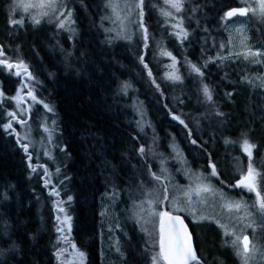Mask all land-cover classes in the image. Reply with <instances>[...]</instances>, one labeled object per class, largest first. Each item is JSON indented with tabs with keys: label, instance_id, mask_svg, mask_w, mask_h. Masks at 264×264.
I'll list each match as a JSON object with an SVG mask.
<instances>
[{
	"label": "trees",
	"instance_id": "16d2710c",
	"mask_svg": "<svg viewBox=\"0 0 264 264\" xmlns=\"http://www.w3.org/2000/svg\"><path fill=\"white\" fill-rule=\"evenodd\" d=\"M186 1L198 14L189 27L183 18L176 34L155 11L162 0L152 5L139 0L140 26L137 20L133 37L125 39L112 35L108 0H70L72 33L42 19L10 23L11 0H0V84L7 100L0 103V264H65L69 244L59 232L60 201H68L70 243L84 253L86 264H152L154 247L146 235L143 249L136 245L133 257L122 245L121 254L108 247L104 197L113 194L115 199L122 193L133 198L136 188L140 199L143 187L148 188L138 177L147 172L157 143L163 156L170 155V143L182 148L192 165L186 144L191 140L205 151L202 165L208 159L220 172L221 161L235 160L238 171L252 168L255 193L235 189L233 179L221 172L215 174L220 185L211 183L231 187L239 203L254 215L255 210L262 213L257 212V237L259 264H264V16L235 24L238 16L227 20L225 12L240 6L236 0H181L183 7ZM168 61L171 68L178 66L186 85L165 76ZM16 70L21 76L29 74L39 99L32 105L29 124L54 126L52 151L57 148L60 155L61 149L64 155L59 164L55 156L40 164L30 145L21 149L22 126L16 125V135L6 129L7 111L14 108L8 98L19 84ZM190 70L198 75L189 76ZM179 88L189 95L174 97L173 90ZM172 115L190 125L191 134ZM246 143L253 151L250 160L241 153ZM41 167L47 173L61 168L64 182L56 191L43 186ZM191 234L194 264H241L231 238L217 222L191 224Z\"/></svg>",
	"mask_w": 264,
	"mask_h": 264
},
{
	"label": "rangeland",
	"instance_id": "374dc122",
	"mask_svg": "<svg viewBox=\"0 0 264 264\" xmlns=\"http://www.w3.org/2000/svg\"><path fill=\"white\" fill-rule=\"evenodd\" d=\"M149 4H155L156 0H148ZM163 3L155 9L163 19L166 26L169 27L176 34L180 31V23L184 18L185 24L189 27L190 21L198 14L197 8H193L190 5L189 1L185 2V6L181 0H162ZM239 3V7L244 8L247 11V18H238L236 23L234 20H231L232 23L238 24L243 20L249 22L250 20L258 21L264 16V0H236ZM11 15L10 23L16 24L15 21H24L25 18H29L32 22L36 23L39 19H42V22L49 23L53 22L60 30L71 31L73 26V17L67 9L70 0H11ZM173 3L179 4V10L176 7H173ZM44 6L41 7L40 5ZM28 5H32L28 7ZM215 8H217V1L214 2ZM183 7V8H182ZM107 8L109 9L108 16L111 17V31L112 35L119 36L121 38L130 39L133 37V29L136 25L139 27V19H137L139 9V0H108ZM228 10V9H227ZM227 10L225 12L226 19L229 20L230 17L227 16ZM185 14V16H184ZM26 15V16H23ZM190 16V17H189ZM228 17V18H227ZM249 20V21H248ZM263 20V19H262ZM239 21V22H238ZM238 22V23H237ZM21 24V23H20ZM182 24V23H181ZM72 33V31H71ZM172 35H175L172 33ZM70 36V34H69ZM217 55V51L214 56ZM171 58L169 55L163 56V58ZM173 59V58H172ZM174 62V60H172ZM173 64V63H172ZM168 72H165V76L168 78L174 79V82L177 84L186 85L183 82L184 78L181 77L182 73L178 72V66H170L169 61L166 65ZM12 74L15 75L14 71ZM22 75V74H21ZM16 76L18 78L19 84L16 91V94L8 98L9 104H13V109H8L7 111V125L11 124V128H6L7 131L16 134V125L22 126L24 142L21 141V149L24 150V145L28 147L30 145L34 157L39 159V163L43 164V161L54 159L59 164L60 159H62L63 151L60 149L59 154L53 149V141L51 139V133L55 134L54 126L47 125L45 122L37 121L36 124H29V118L26 117L25 112V103L28 106V113L33 112L34 109L32 105L38 102V98L34 95L33 89L30 87L31 78L29 74L23 76ZM196 76L198 73L195 70L189 71V76ZM29 78V79H28ZM28 86V87H27ZM190 88V87H189ZM28 91H31L32 94L30 97H27ZM174 97L180 98L183 96L189 95V90L186 91L184 88L174 89ZM191 94V88H190ZM4 93L2 91V86L0 84V103L4 104L6 102ZM198 103V101H193ZM196 106V105H193ZM192 106V107H193ZM137 113V112H136ZM11 114V115H10ZM18 114V115H17ZM204 114L207 113L204 111ZM17 118V119H16ZM171 118L177 122L182 121L181 127L188 133L191 134L189 126L184 120H180L176 115H172ZM14 121V122H13ZM13 124V125H12ZM29 124V125H28ZM28 125V126H27ZM27 126V127H26ZM55 139V137H54ZM53 139V140H54ZM158 142V141H157ZM191 144H194V141H189ZM189 142H186L188 148H192ZM160 143V142H159ZM156 146V145H155ZM182 148H176L175 145L169 144L170 155L163 156L162 145L157 143L156 153H153V156L148 159L149 164L147 167L146 173H140L138 179H141V182L148 189L143 187V193L140 196V200L137 203V217L133 215V206L136 204L133 198H136L139 192L136 190L131 192V198L127 194H121V206H118L119 198H113V194L109 197H104V208L102 210V216L105 222V234L108 239V247H114L117 250L118 254H121L120 245L122 251L125 253L131 252V256H135L138 252L136 245L141 247L142 239L146 237L149 239L150 245H152V264H164L162 257L159 251V240H158V218L163 210L162 208L168 209V211L183 212L188 216L194 211L203 212V213H212L213 215H207L205 220H210L217 222V226L232 240V246L235 248L238 258L241 261V264H259L262 262L261 252L259 251V237H257L258 232V219L257 215L259 212L260 216L262 213L259 210L255 215L247 209L242 203H239L241 200L231 196L229 193L227 195L220 193V190H217V182H213V173L208 166L211 167L213 164L208 159H205V164L200 163L201 154L198 150L193 149V157H195L194 164L191 166L192 170L187 165V161L182 152ZM232 149L228 151L231 153ZM241 153L249 160L252 158V148L251 155L245 150V145L241 148ZM57 154V155H56ZM30 161V160H29ZM213 171L217 170V164H213ZM237 163L235 160L231 161H221L219 163V170L228 179H234L237 174H239ZM42 166V165H41ZM60 166V165H59ZM250 166H245L243 170L242 178L244 179L249 174ZM252 169V168H251ZM42 178L46 180L43 186L51 188L50 190L56 191L60 184L64 182V175L61 171V168L58 167L54 170L53 173H47L45 168L41 167L39 169ZM47 174H46V173ZM157 176V177H155ZM208 176L209 180L206 181L205 178ZM156 178L155 185L156 189L153 191V186H149V181L151 178ZM53 178L56 179V184H53ZM167 184H174V189H169L167 196L162 195L165 192V188L158 187L157 184L162 186L164 181ZM240 179V180H241ZM255 178L252 177L253 189L247 188L245 186L242 189L246 192L251 191L255 193ZM244 185V184H243ZM242 186V185H241ZM141 187L138 183V189ZM216 189L215 196L212 194V189ZM133 190V188H132ZM168 192V190H166ZM173 191L177 197L183 195L184 193L189 198V201L178 202L173 196ZM245 193V192H244ZM242 193V194H244ZM53 195H57L56 192H53ZM60 198H58L59 200ZM62 200V199H61ZM66 202H61L56 206L59 218V232L66 237V241L69 244V247L66 246L65 250H68L67 256L65 258V264H86V257L84 253L77 248L74 243H70L72 237V223L71 218L65 210ZM174 214V213H173ZM247 214L246 218H243L241 215ZM190 217L195 220L194 215ZM134 223L137 225L138 229L135 228ZM63 232V233H62ZM117 235L120 236V244L118 243ZM247 237L248 247L245 251L244 241ZM124 245H123V243ZM112 246V247H111ZM143 249V248H142ZM64 251V249H63ZM140 251V250H139ZM140 255L139 257H142ZM141 264L143 262H140Z\"/></svg>",
	"mask_w": 264,
	"mask_h": 264
},
{
	"label": "flooded vegetation",
	"instance_id": "af4514ba",
	"mask_svg": "<svg viewBox=\"0 0 264 264\" xmlns=\"http://www.w3.org/2000/svg\"><path fill=\"white\" fill-rule=\"evenodd\" d=\"M3 65H6V62H1ZM194 141V140H193ZM190 145H191V147L192 148H188L191 152H192V150L193 149H196V150H198V152H199V154H201V158H200V163L202 162V157H203V155H204V149H201L200 147H199V145L196 143V144H191L190 143ZM197 148H199V149H201V150H199V149H197ZM229 149H231L230 147L228 148V150ZM227 150V151H228ZM193 154V153H192ZM231 154V153H230ZM192 159H193V163H192V165L194 164V161H195V157H193L192 156ZM202 164V163H201ZM217 164V163H216ZM188 165V164H187ZM192 165H188L189 166V168L192 170ZM209 167V169L212 171V173H213V181H217V178L215 177V174L217 175V174H219L220 175V172L218 171V170H216V171H213V168H214V165L213 164H211V167L210 166H208ZM245 169V168H244ZM249 169H251V168H249ZM243 172V170H240L239 171V176L238 177H236V178H234L233 179V181H232V183H233V185H232V187H234L235 189H239V188H242L243 186H245V187H247V188H252L253 189V183H252V178H250V179H248V180H246V177H248L249 176V174L244 178V179H241L242 178V173ZM222 175V174H221ZM223 176V175H222ZM155 177H157V176H155ZM156 178H151L150 179V181H149V186H153V188H152V190L154 191L155 189H156V185H155V180ZM241 179V180H240ZM155 180V181H154ZM205 180L206 181H208L209 180V178H208V176H206V178H205ZM163 181H164V179H163ZM210 182H212V181H210ZM218 183V182H217ZM219 184V183H218ZM217 184V185H218ZM244 184V185H243ZM158 185V187H160V188H165L164 190H165V192L164 193H162V195H164V196H167V194L169 193V189H174V184L172 183V184H167L165 181H164V184L162 185V186H160L159 184H157ZM220 185V184H219ZM242 185V186H241ZM135 189L133 188V191H134ZM166 190H168V192L166 191ZM175 190V189H174ZM217 190H220L219 192L220 193H223V194H225V195H227L228 193L231 195V196H233V197H235V194H233V190L231 189V187H229L228 188V190H226V189H224L223 187H221V186H217ZM216 189H212V194H210V195H214L215 196V193H216V191H217ZM125 191V189H123L122 190V192H124ZM173 193V196H175V200L176 201H178V202H186V201H189V199H195V198H189L185 193L183 194V195H181V196H179V197H177L176 195H175V191H173L172 192ZM122 194V193H121ZM121 199V196H119V200ZM134 199V201L137 203V202H139L138 200H140V199H138V196L136 197V198H133ZM121 206V205H120ZM136 206H137V204H135L134 206H133V210H132V212H133V215L135 216V217H137V210H136ZM160 210H163L162 212H161V214H160V216H159V218H158V236H159V219H160V217H161V215L164 213V212H167V213H174V214H178V215H181L182 217H183V219L185 220V222L187 223V225L189 226V228H190V231H191V224L192 225H195V224H199V223H203V221L205 220V217L207 216V215H213L212 213H203V212H197V211H194L192 214H189V216L186 214V213H183V212H181V211H179V212H175V211H168V209H167V207L166 208H162L161 207V209ZM190 215H194L195 217H196V219L195 220H193L191 217H190ZM158 240H159V237H158ZM195 247V246H194ZM159 251H160V249H159Z\"/></svg>",
	"mask_w": 264,
	"mask_h": 264
},
{
	"label": "water",
	"instance_id": "95a60500",
	"mask_svg": "<svg viewBox=\"0 0 264 264\" xmlns=\"http://www.w3.org/2000/svg\"><path fill=\"white\" fill-rule=\"evenodd\" d=\"M230 11H235L236 14L231 16L230 18H233L235 16H240L242 18L247 16V11L244 8L241 7H232L230 9L227 10V13ZM241 11H243L244 14H240ZM8 67V66H7ZM16 67V66H15ZM11 67H8V69H10ZM16 74L20 75L21 74V70H16ZM28 74H26L27 76ZM32 94L31 91H28L27 93V97H30ZM25 111H26V115L29 118V113H28V106L25 103ZM16 135V134H15ZM24 150H28V146L25 145L24 146ZM167 214V215H163V214ZM160 219H159V249H160V255H161V237L162 235L165 238V245L167 246L169 244V242L171 241L173 244L179 240V243L181 245L184 244H190L192 251L195 253L196 257H197V253L195 251V247H194V241H193V237L190 231L189 226L187 225V223L185 222V220L183 219V217L181 215L178 214H172V213H167L164 212ZM162 227H163V231H162ZM247 238V237H246ZM162 257V255H161ZM162 260L165 264H168V261L165 260L162 257ZM197 261V259L195 261H190L189 264H194Z\"/></svg>",
	"mask_w": 264,
	"mask_h": 264
},
{
	"label": "snow or ice",
	"instance_id": "6c2138e0",
	"mask_svg": "<svg viewBox=\"0 0 264 264\" xmlns=\"http://www.w3.org/2000/svg\"><path fill=\"white\" fill-rule=\"evenodd\" d=\"M31 6L32 5H28V7ZM40 6L43 7L44 5L41 4ZM172 6L176 7L177 10H179L178 3H173ZM235 14H236L235 11H230L227 13V16L231 17ZM240 14H244L243 11H241ZM15 23H22V21H15ZM37 23H39V21H37ZM8 67H13V66L8 65ZM19 67L23 68L24 71H27V69L24 68L23 65H20ZM205 91H207V89ZM7 127L11 128V124L7 125ZM245 150L249 152V155H251V146H249L247 143L245 144ZM252 177H253V170L249 169V176L246 177V180ZM262 207H264V204H262ZM163 215H167V214L165 213ZM162 231H163V227H162ZM244 245H245V251H247V247H248L247 238H245ZM161 255L165 260L168 261V264H189L190 261H195L197 259L195 253L191 249L190 244L181 245L179 243V240H177L174 244L170 241L169 244L166 246L165 238L163 235L161 237Z\"/></svg>",
	"mask_w": 264,
	"mask_h": 264
}]
</instances>
